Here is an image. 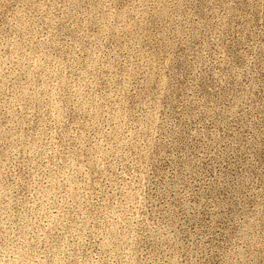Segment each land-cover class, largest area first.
Listing matches in <instances>:
<instances>
[{"label": "rangeland", "instance_id": "rangeland-1", "mask_svg": "<svg viewBox=\"0 0 264 264\" xmlns=\"http://www.w3.org/2000/svg\"><path fill=\"white\" fill-rule=\"evenodd\" d=\"M0 264H264V0H0Z\"/></svg>", "mask_w": 264, "mask_h": 264}]
</instances>
